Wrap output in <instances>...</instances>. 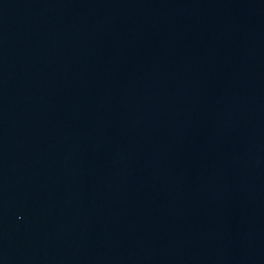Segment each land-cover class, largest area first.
<instances>
[{
	"label": "water",
	"instance_id": "water-1",
	"mask_svg": "<svg viewBox=\"0 0 264 264\" xmlns=\"http://www.w3.org/2000/svg\"><path fill=\"white\" fill-rule=\"evenodd\" d=\"M0 264H264V0H0Z\"/></svg>",
	"mask_w": 264,
	"mask_h": 264
}]
</instances>
